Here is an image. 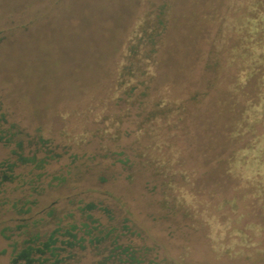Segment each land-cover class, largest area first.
I'll return each instance as SVG.
<instances>
[{
	"label": "trees",
	"instance_id": "obj_1",
	"mask_svg": "<svg viewBox=\"0 0 264 264\" xmlns=\"http://www.w3.org/2000/svg\"><path fill=\"white\" fill-rule=\"evenodd\" d=\"M214 1L203 12L191 8L184 23L168 4L143 14L130 7L127 17L118 1L85 0L75 9L63 44L71 51L62 52L79 57L82 72L112 67L113 98L141 109L134 158L102 142L120 141L128 108L99 116L101 127L93 132L99 143L85 160L70 151L85 136L64 129L31 138L0 117V144L10 150L0 160V258L6 264H171L166 256L151 257L134 200L108 186L116 165L127 183L135 171H146L152 188L141 197L159 193L160 208L202 230L218 258L251 262L264 254V0ZM177 30L183 33L175 45ZM201 62L210 75L205 90H189ZM164 69L170 78H162ZM65 72L59 77L71 74ZM212 89L216 116H200L196 128L211 130L220 151L215 170L235 186L232 197L214 198L201 188L180 146L197 120L189 104L197 106ZM240 186L252 189L242 202L260 221L241 222Z\"/></svg>",
	"mask_w": 264,
	"mask_h": 264
},
{
	"label": "rangeland",
	"instance_id": "obj_2",
	"mask_svg": "<svg viewBox=\"0 0 264 264\" xmlns=\"http://www.w3.org/2000/svg\"><path fill=\"white\" fill-rule=\"evenodd\" d=\"M116 1L122 3L123 11L127 13L125 17L128 16L127 10L130 7L135 10V14H143L156 10L162 4H168L172 7V12L174 10L177 13L180 23L185 22L191 8L203 12L207 7L214 8L216 3L214 0H208L207 3V0H108L109 3ZM84 2L85 0H0V117L5 119L7 125L15 124L26 131L31 138L57 135L64 129L77 135V138L85 136L81 138L86 140L82 146L70 144L74 147L73 150L70 147V151L84 155L83 160L96 152L95 146L99 139L93 132L101 127L99 116L110 112L123 115L122 110L128 108L111 94L113 84L109 72L112 67L95 66L82 72L79 69V57H71L62 52L71 51L70 47L63 45L70 25L69 17ZM136 4L139 7L134 9ZM64 29L67 33L63 32ZM118 31L115 32V41L121 37ZM210 31L213 33L214 29L211 27ZM182 33L177 30L173 34L175 45ZM79 52L85 54L86 51ZM87 60L86 58L85 61ZM203 65L204 62L199 64L187 87L189 90L204 92L210 75L204 72ZM62 70L71 74L62 79L59 77ZM162 73L163 79L171 77L169 69H164ZM215 94L212 89L207 95L199 97L197 106L189 104L192 118L197 120L195 125L188 126L186 134H182L180 146L186 158L185 167L194 172L193 178L201 188L216 193L214 198H218V195L232 197L235 195V186L232 187L219 178V172L215 170L220 151L217 150L211 130L204 129L198 133L196 128V124L200 123V116L205 120H213L216 116L218 104ZM128 110L122 119L120 141L113 143L105 139L102 142L110 145L111 150H123L134 158L137 144L133 143L136 123L139 121L136 115L141 109L136 104ZM64 144L68 143L62 141L61 146ZM9 151V147L0 144V160L9 157ZM117 168V165L110 168L108 186L134 200L131 203L132 211L139 230L147 240L144 244L152 247L151 257L156 255L159 260L166 256L167 262L171 264H264V254L251 262L218 258L211 251L202 230L194 229L189 219L182 217L181 213L163 211L160 208L159 193L141 197L143 192L152 188L146 171H135V181L127 183L124 180L125 171L120 172ZM237 190H240L237 195L240 200L239 211L244 215L241 222L260 221L256 211L252 207L244 208L245 203L242 202L243 196L252 189L246 190L240 186ZM6 263V258H0V264Z\"/></svg>",
	"mask_w": 264,
	"mask_h": 264
}]
</instances>
